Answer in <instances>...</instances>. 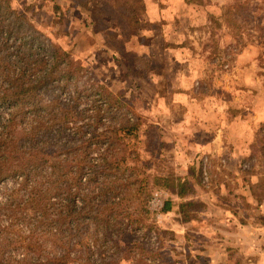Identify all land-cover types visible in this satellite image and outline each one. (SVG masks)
I'll return each mask as SVG.
<instances>
[{
    "label": "rangeland",
    "instance_id": "1",
    "mask_svg": "<svg viewBox=\"0 0 264 264\" xmlns=\"http://www.w3.org/2000/svg\"><path fill=\"white\" fill-rule=\"evenodd\" d=\"M83 1L14 0L13 6L86 68L82 84L103 85L140 119L132 135L120 132L131 156L134 194L117 212L133 214L121 221L129 230L114 241L116 252L105 253L112 258L89 259L83 237L70 247L47 228L33 230V212H46L55 187L41 195L45 205L33 209L26 202L37 183L9 180L0 184V203L7 206H0V264H30L3 260L6 252L45 258L64 248L80 255L67 253L65 264H264V231L257 226L264 225V123L255 131L251 161L227 164L195 153L194 128L203 110L212 117L208 95L222 93L226 106L238 105L233 94L246 88L235 76L248 72L253 57L263 60L264 73V0H145L142 24L134 31L115 0ZM183 88L192 97L177 96ZM206 103L209 110L201 107ZM237 116L248 118L241 111ZM163 176L170 185L182 179L192 192L181 199L161 189L157 178ZM247 181L251 192L244 188ZM170 200L175 204L164 212ZM183 201L197 203L187 209L188 221L181 214Z\"/></svg>",
    "mask_w": 264,
    "mask_h": 264
},
{
    "label": "trees",
    "instance_id": "2",
    "mask_svg": "<svg viewBox=\"0 0 264 264\" xmlns=\"http://www.w3.org/2000/svg\"><path fill=\"white\" fill-rule=\"evenodd\" d=\"M13 1L0 0V184L19 179L27 186L37 183L26 202L33 209L45 205L41 195L55 187L46 212H33V224L37 223L33 230L39 229L37 225L47 228L49 236L70 247L83 237L89 259L99 254L107 261L113 254L105 253L113 248L116 252L114 241L129 230L121 221L133 216L117 212L134 194L128 169L131 156L120 132L132 135L139 130L140 119L103 85L82 84L86 68L19 12ZM72 1L84 5L83 0ZM144 7L145 0H115L116 11L132 31L141 26ZM157 180L161 189L181 199L192 192L182 179L172 185L167 176ZM174 204L165 202L163 211L170 212ZM0 206L7 208L6 203ZM179 206L188 221L187 209L197 203L183 201ZM63 251L45 258L30 254L27 259L6 252L2 258L65 264L67 253L80 256L69 248Z\"/></svg>",
    "mask_w": 264,
    "mask_h": 264
},
{
    "label": "crops",
    "instance_id": "3",
    "mask_svg": "<svg viewBox=\"0 0 264 264\" xmlns=\"http://www.w3.org/2000/svg\"><path fill=\"white\" fill-rule=\"evenodd\" d=\"M262 63L263 60L261 58L253 57L251 59L252 66L247 69L248 72L244 70L240 76H238V74L235 76L236 80H242L244 83L243 85L246 88L245 91H237L236 87L234 88L237 92L233 94V98H236L235 94L238 93L236 98V101H239L238 105L231 102L232 105L229 107L226 106L224 104L225 101L223 100L224 97L222 93L208 95L212 98V111L210 110L212 117L210 118L207 110H203V112H205L203 118H201V114H198L195 118L194 124L196 130L195 153L198 156H204L207 160L218 158L221 162H226V164L229 160L251 161L253 157L251 146L253 144V139L255 138V131L260 128L262 123H264V73L261 72L263 70ZM226 67H228V65H226ZM251 69L257 70L253 74H249ZM197 84L198 83H196V85ZM181 86H187V80L185 81V84ZM180 93L192 97L188 88L181 89L179 95H177L184 97V95ZM251 94H253V97L249 98L248 101H241V98H239L244 97L245 99L246 97L251 96ZM201 107H206L208 109L209 106H207L206 103ZM231 107L237 110L233 111V108L230 110ZM239 111L247 113L248 118L244 120L243 117L237 116V112ZM230 112H233V115ZM186 125H192L191 121H189V123L186 122ZM248 184V181L245 182L244 188L248 192H251V189L254 186ZM216 203L219 205L218 202ZM262 205H264V202ZM235 213H237V211H235ZM248 226L250 227L249 233L253 234L254 232H252L253 229H251V226L254 225L249 222ZM257 226H262V230H259L260 232L264 231V225L259 224ZM256 232H258V230ZM256 232L255 234H257Z\"/></svg>",
    "mask_w": 264,
    "mask_h": 264
}]
</instances>
